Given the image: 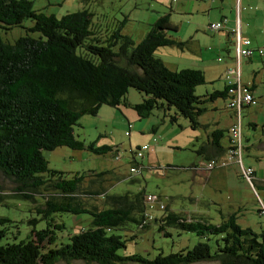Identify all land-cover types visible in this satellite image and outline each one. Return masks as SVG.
I'll use <instances>...</instances> for the list:
<instances>
[{
  "label": "trees",
  "instance_id": "trees-1",
  "mask_svg": "<svg viewBox=\"0 0 264 264\" xmlns=\"http://www.w3.org/2000/svg\"><path fill=\"white\" fill-rule=\"evenodd\" d=\"M41 9H33L31 0H0L1 30L29 22L21 27L24 34L12 42L0 39V175L15 186L14 196L33 202L39 195L45 206L32 211L35 216L26 220L28 228L21 234L16 230L9 237L0 228V264L72 260L85 264H264V229L240 228L236 211L222 213L218 206L214 223L198 213L168 211L150 216L151 207L165 209L161 203L159 207L147 201L149 195H155L157 201L155 193L83 189L85 179H99L106 172L66 174L47 167L42 151L56 147L96 155L111 151L109 145L75 138L72 127L81 115H95L101 105H128V88L141 94L140 102L131 105L138 117L160 110L169 122L181 116L191 128L199 126L196 118L202 113L201 104L228 97L229 89L225 86L196 95L195 87L205 83L202 71L170 70L153 54L159 47L181 44L172 34L175 25L169 20L170 8L149 23L138 41L122 32L124 20L116 26H92L91 12L86 9L58 18ZM121 60L124 65L119 64ZM221 136L222 130L209 134L215 154L220 152ZM139 147L130 152L135 167H139L135 159L140 158L136 156ZM261 188L264 190V181ZM80 194L100 195L102 205L85 206ZM73 217L85 224L73 226ZM41 220L44 225L37 227ZM9 222L0 216V225ZM149 223L162 236H169L171 229L177 236L186 233L196 241L175 252H158L153 258L120 253L125 242L135 237L133 233L125 238L130 231L127 225L141 230Z\"/></svg>",
  "mask_w": 264,
  "mask_h": 264
},
{
  "label": "rangeland",
  "instance_id": "rangeland-1",
  "mask_svg": "<svg viewBox=\"0 0 264 264\" xmlns=\"http://www.w3.org/2000/svg\"><path fill=\"white\" fill-rule=\"evenodd\" d=\"M31 2L33 9L42 8V12L53 14L56 18L65 13L86 9L91 12L92 26L97 24L116 26L124 20L122 32L127 33L134 41L142 38L149 23L168 12L169 6L174 7L175 5V0H31ZM180 17L181 15L174 11L169 16L175 25L176 34L178 31H184L187 27L186 24L179 23ZM28 23V21H24L21 27L25 28ZM21 27H13L8 31L0 29V39L12 42L24 34ZM166 49L165 46L159 47L153 54L162 58L161 61L165 66L171 69V60L179 63L182 59L178 57L165 59ZM178 63L177 70L186 68L180 67L181 65ZM119 64L124 65V61H119ZM262 72L260 70L258 74L261 75ZM206 86L209 84L197 85L194 93L196 95L203 94ZM255 97L256 103L251 109L247 113L242 110V122L246 117L253 116L257 120L254 121V124L258 125L260 117L261 120L264 118V102L257 99L259 98L257 95ZM125 98L128 105H120L118 108L101 105L95 115H81L76 125L72 127L75 138L85 142L92 141L97 145H109L111 151L96 155L86 150L56 147L50 151H42V155L47 161V167L66 174L68 172L89 174L106 172L99 179L93 177L85 179L83 189L92 191L103 189L108 193L135 192L142 189L148 193H155L158 200L154 203L156 205L161 203L165 209L159 210L156 207H151L148 210L150 216L163 215L168 211L186 214L198 213L214 223L218 221L219 217L218 206L220 211L225 213L227 206L233 204V209L236 211L235 222L240 228L250 227L254 232L264 229V190L261 187L256 185L252 187L253 185L250 186L244 180V182L237 181L240 186V197H237L236 200L232 197L231 199L234 200H229L227 185L217 192L211 185L215 183V180H210L206 184L202 182L204 177L203 179L200 176L196 179L192 178L193 171L190 167L197 158L199 138L204 136L206 127L191 128L188 121L181 116H177L176 121L171 123L167 116H162L160 110H152L148 117L140 118L131 105L140 102L141 94L128 88ZM218 100L221 104L217 112L220 113L222 119L227 114V109L223 105L226 99L222 101L221 98H218ZM208 120H210L209 113H202L196 118L199 124ZM154 127L156 129L151 133L150 130ZM260 128L258 129L254 125L242 124L241 126L242 146L245 145L244 134L251 140H256L253 147L250 142H247L248 145L250 144L249 147L242 149V164L243 166L253 165L256 174H259L260 165L264 166V149H261L258 139L255 138L260 135ZM142 144H147V148L142 152L140 158H135L139 166L135 167L132 165L130 152ZM115 155L116 157H114ZM131 166L134 168L132 167V169ZM168 166L170 167L168 168ZM201 173L203 171L199 172V174ZM13 188L15 186L0 175V216L7 217L11 221L0 225V228L4 227L9 237L16 230L20 234L27 230L26 220L35 216L32 211L36 207L45 208L44 200L39 195L34 196L35 200L32 202L14 196ZM99 196L80 194L79 198L85 206L96 204L100 207L103 199ZM258 209H262V211L258 212ZM64 215L61 214V216ZM71 220L75 227L85 224L84 220L78 218L73 217ZM43 225V220L37 222V227ZM127 226L130 227V231L127 232L125 238L133 233H135V237L125 242V248L119 251L122 254L140 253L144 254L146 258H153L158 252L162 254L175 252L181 247H190L196 241L194 236L186 233L177 236L171 229L169 236H162L151 223L141 230H136L133 225ZM63 234L65 235L66 231H63ZM53 264L85 263L80 260H72L67 263L56 261ZM122 264L135 263L123 262ZM191 264H218V262L202 261Z\"/></svg>",
  "mask_w": 264,
  "mask_h": 264
},
{
  "label": "crops",
  "instance_id": "crops-1",
  "mask_svg": "<svg viewBox=\"0 0 264 264\" xmlns=\"http://www.w3.org/2000/svg\"><path fill=\"white\" fill-rule=\"evenodd\" d=\"M169 8L171 10L169 16L172 11L181 15L179 23L186 24L187 27L184 31H178L177 34L176 30L172 33L176 41L181 43L180 45L165 46L167 48L165 59H175L176 57L182 59L179 63L171 60L170 65L172 67L171 69L167 68L177 70L178 63V65H181L180 67L202 71L205 84H209V86L204 87V92L200 95H206L214 90L220 91L227 86L228 89L240 88V90H243L244 88L254 99L252 103H243L238 110L229 109L227 103L231 93L227 89L228 97L205 100L201 104L202 113H209L210 120L199 124V126L206 127V130H204V136L199 138L197 158L190 167L193 171L192 178L196 179L200 176L203 179L204 177L202 182L206 184L210 180H215L214 184H210L217 192H220V189L227 185L229 200H234L231 199L232 197L236 200L237 197H240V186L237 181L244 180L250 186L253 185L252 187L254 185L261 187L264 181V166L260 165L259 174H256L253 165L244 166L251 167L253 170V174L246 180L242 177L237 164L233 162L224 166L216 164L212 169L207 168L205 164L210 160L220 161L225 158L228 146L227 129L236 121L237 116L240 133L242 124L254 125L258 129L262 128H260V135L255 138L258 139V145L262 147L261 149H264V118L261 120V117L260 119L258 117V121H260L258 125L261 126L254 124V121L257 120L253 116H248L243 122L241 121L242 110L247 113L256 103L255 95L259 97L257 99L264 102V0H175L174 7L169 6ZM216 21H223V26L215 31L208 30V24ZM236 26H238L239 37L248 39L250 47L261 48L263 53L260 55L253 53L249 57H236V37L232 32ZM260 70L263 71L261 75L258 74ZM236 71L238 72L237 75ZM226 76L229 77L226 78ZM218 98H221L222 101L226 99L223 105L227 109V114L222 119L220 113L217 112L221 104ZM155 129L154 127L150 132L153 133ZM213 130H222V136L219 139L221 149L216 154L214 153L216 149L211 146L209 137L210 132ZM244 141L245 145L242 146V149H247L250 144L253 147L254 142H256V140H251L245 134ZM247 142H250V144L248 145ZM200 171H203V173L199 174ZM226 210L228 213H232L234 211L233 204L228 205Z\"/></svg>",
  "mask_w": 264,
  "mask_h": 264
},
{
  "label": "built area",
  "instance_id": "built-area-1",
  "mask_svg": "<svg viewBox=\"0 0 264 264\" xmlns=\"http://www.w3.org/2000/svg\"><path fill=\"white\" fill-rule=\"evenodd\" d=\"M223 25V21H216L211 22L208 24V28L210 30H216L221 28ZM232 32L235 34L236 40H235V52L236 57L244 56L249 57L253 53H256L260 55L262 53L261 48H252L249 46V40L245 38H240L238 34V26H236ZM238 72L236 71V75ZM229 76H226L228 78ZM243 88V90H240V88L235 89H229V92L231 93L230 99L227 103V106L231 109L238 110L239 107L243 103H249L254 102V99L252 98L251 94ZM228 133V146L225 152V158L222 160H210L206 162L205 166L207 168H212L216 164L217 165H225L227 163L233 162L237 164V166L240 169V173L242 177H244L246 180L250 178V176L253 174V170L251 167H244L241 164V151H242V144H241V133H240V124L238 120V116L235 122H233L227 129ZM155 141V139H154ZM147 148V144H142L139 149L136 152V156L140 157L142 152ZM147 201L149 202H155L156 197L155 195H149L146 197ZM161 207V205H159ZM262 211V209H260Z\"/></svg>",
  "mask_w": 264,
  "mask_h": 264
}]
</instances>
